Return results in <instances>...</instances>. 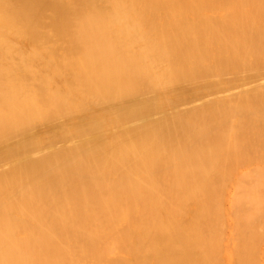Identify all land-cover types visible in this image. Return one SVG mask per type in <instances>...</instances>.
<instances>
[{
	"label": "bare ground",
	"instance_id": "1",
	"mask_svg": "<svg viewBox=\"0 0 264 264\" xmlns=\"http://www.w3.org/2000/svg\"><path fill=\"white\" fill-rule=\"evenodd\" d=\"M257 143L264 0H0V264H253Z\"/></svg>",
	"mask_w": 264,
	"mask_h": 264
},
{
	"label": "rangeland",
	"instance_id": "2",
	"mask_svg": "<svg viewBox=\"0 0 264 264\" xmlns=\"http://www.w3.org/2000/svg\"><path fill=\"white\" fill-rule=\"evenodd\" d=\"M21 45L23 46V45H24V42H23V44H21ZM26 46H27V48L30 47V46H28V45H26ZM30 48H31V47H30ZM31 49H33V48H31ZM24 50H25V49H23V51H24ZM1 51H2V50H1ZM27 51H28L29 53H31L30 50L27 49ZM32 52H33V51H32ZM58 52H59V51H58ZM41 58H42V59H41ZM41 58L38 59V60H40V61L43 60L44 63H40V61H39V62L37 61L36 63H37V64L40 63L41 65H44V66L47 65L48 62L43 58V56H42ZM43 61H42V62H43ZM46 62H47V63H46ZM36 63H35V64H36ZM257 129H259V128H257ZM257 129H256V130H257ZM252 132H253V133H254V132L256 133L257 131L254 130V131H252ZM256 145H257V149H258L259 151H260V149H261L262 147H264V146H262L261 143H257ZM259 145H260V147H259ZM259 151H258V152H259ZM253 157H255V156H253ZM259 157H260V155H259ZM252 159H253V160H251V161H248V162H247V161H243V162H240V164H237V166H239L240 169L235 165V167H233V168H236L237 170L239 169V170H240V173H239L238 171L236 172V170L234 169V172H235V173H232V172H233V170H232V171H231V174H234L235 176L233 175V176L231 177V176L229 175V176L227 177L228 179L231 177L232 180H229V181H228V180L226 179L228 182L224 181V185H225V183H226V185H227V186L225 185L224 187H227L226 189H229V190H228L229 192H228L227 190H224V187H223V191H225L226 193L223 192V193L220 195L221 192H219V197H221V198L226 194V196H227L228 198H231L232 200H234V199L236 200V199H237L236 202H232V201H231L230 199H228V198H227V199H228V200H227V199L225 198L226 196L222 198L223 201L226 199V200H225V203H226V204H228L229 201H231L230 203H232V205H231L230 203H229V204H230L231 206H233L235 209H233V207H231L230 205H226V204H224L223 201H222V202L219 201L218 209L221 210V211H224V212H225V210H226L225 213H227V212L230 210V212H229V213H230L229 216H228V213H227V214H226V215H227L226 217H224V216H222V218L220 217V219H221L220 222H222L223 228H224V224H223V220H224V219H223V217H224L225 219L228 218V217H230V219L227 220V222L224 220L226 226H227V223L229 222L228 227L226 228V226H225V229H226V230H229V229L232 230V228H233V230H234V228H235L234 231L236 232V227H235V225L233 224V226H234V227H233L231 224H232V223H235V224H236L237 221H238L237 224L240 223V225H237V224H236V226H237V231H238L236 234H235V232L232 234L233 231H231V230H229L230 232L227 231V233H226V230H224V229L222 230V231H224V232L221 231V233H222L221 235H223L222 237H223L224 241H225L226 239H227V241H228V239H229V241H231V240L234 241L235 239H237V241H235L234 243H233V242H229V241L226 242L227 247H228V246L230 247V248H229L230 253H228V254H229L230 256H231V255H234V254H233V252H234L233 249L235 250V246H236V248H238L237 245H239V240H243L245 236H246V237H249V236H251V234L253 233L254 235H253V234H252V235L255 236L256 238H258V240H259V241L256 242L257 244H255V246H254V248H253V249H254V250H253V252H254V255H253V256H255L256 253H257V258H255L256 256L253 258V264H256V263H257V264H261V263L264 264V262H262V261H264V255H262V254H264V252H261V251H264V250H261V251H260L261 246H264V245H262V243H264V242H262V241H264V235H261L262 237L259 235V234H261V233H264V231H260L261 229H259V227H258L259 224H258V225H257V224L255 225V223H258V221H259V223L264 224V218H262V217H264V211H262V210H258L259 212L261 211V212L259 213L257 210L255 211V207H256V209H260V208H264V207H261V205H259V204H258V206H256V204H254V202H253V201H258L259 197H260V201H261V196H264V192H262V191H264V190L260 189L261 186H262V188H264V185H261V186H260V183H259L260 181L262 182V180H264V178H262V177H264V173H262V172H264V171H262V169H264V166L261 165V164H264V163H262V162H264V158H262V157L259 158V161H260V162L258 161V158H257V157H256V158H252ZM254 159H255V160H254ZM253 161H254V162L257 161V162H255L254 165H250V164H249L250 166L253 167L252 169L249 168V165H248V167H247V166H246V167L244 166L245 168H243V165H242V164H244V163H250V162H252V164H253V163H254ZM261 161H262V162H261ZM241 163H242V164H241ZM256 164H257V165H256ZM259 164H260V165H259ZM241 165H242V167H241ZM254 166H258V167H257V172L255 171V167H254ZM260 167H261V168H260ZM242 168H243V170H242ZM247 168L250 169L252 173H251V175H249V178H248V177H245L247 180L243 179V183L246 182L245 184H246L247 188H246L245 184H242V185H243V186L245 187V189H247V190H245V189H242V190H241V189H239L237 186H238V184L241 182L240 179L242 180V178L244 177L243 175L246 174V176H247V174L250 173V172H249L250 170H246ZM259 168H260L261 170H260ZM253 169H254V172H253ZM244 170H245V171H244ZM242 171H244V172H242ZM246 171H247L248 173H247ZM258 171H260V172L262 171V172H261V174L258 175V177L256 178V176H257L256 174L258 173ZM241 172L243 173V175H242ZM254 173H255V175H254ZM239 174H240V175H239ZM238 175H239V176H238ZM253 175H254V178H252V179H254V181H253V180L251 181L250 178H251ZM260 176H262V177H261V180L259 179V180H260V181H259V180H257V179L260 178ZM234 177L236 178V182H237L238 184H237L236 182L234 183V181H235V180H234V179H235ZM240 177H242V178H240ZM237 179H238V181H237ZM255 179H256V180H255ZM233 180H234V181H233ZM230 181H233V183H230V184L232 185V186H231L232 188L229 186V182H230ZM248 181H249V182H248ZM255 181H257V182H256L257 185H255L256 191H253V190H254V186H253V185H254ZM253 182H254V183H253ZM241 183H242V182H241ZM241 183L239 184V186H240V188H243V186L241 187ZM251 183H253V185H252ZM256 183H255V184H256ZM235 184H236V186L234 187ZM262 184H264V183H262ZM228 186H229L230 188H228ZM233 187H234V188L237 187V188L234 189ZM250 187H252V188L249 189ZM257 187H258V188H257ZM233 189H234V190H233ZM238 189H239V190H238ZM248 189H249V192H248ZM231 190H232V191H231ZM236 190H238V191H237L238 193L241 192V191H242L241 193H243V191H244V193H245L244 196H245V195H246V196L244 197L243 194H241V195L244 197V198H243V197L240 195V193L238 194V193L236 192ZM259 190H260V191H259ZM261 190H262V191H261ZM234 191H235L236 193H234ZM246 191H247V192H246ZM251 191H253V193H251ZM228 193L231 194V195L228 196ZM247 193H251V196H249ZM260 193H261V195H260ZM223 194H224V195H223ZM256 194H257V195L259 194V195L257 196ZM231 196H232V197H231ZM248 196H249V197H248ZM252 196H255V197H252ZM234 197H235V198H234ZM236 197H237V198H236ZM240 197H241V198H240ZM247 197H248V199H247ZM256 197H257V200H256ZM221 198H219V199L221 200ZM224 198H225V199H224ZM249 199H250L251 201L253 200L252 202H253L254 205H252V203L249 204V202H251V201H248V202H247V200H249ZM243 200H244V201H243ZM262 200H264V197H262ZM227 201H228V203H227ZM237 201H239V203H238ZM240 201H241V202H240ZM242 201H243V203H242ZM245 201H246V204L244 203ZM220 202H221V204H220ZM222 203H223L224 205H223ZM236 203L239 204V205L241 204L240 207H239V205L237 206ZM247 203H248V204H247ZM256 203H259V202H256ZM235 204H236V205H235ZM260 204H262V201H261ZM221 205L224 206V210H222L223 207H222ZM247 205H249V206L251 205L252 207H251V206H250V207H251L252 209L254 208V210L252 211L253 215H255V212H256V216H255L253 219H251V218L253 217V215L250 214V213H251V212H250L251 210L249 209L250 207H249V206L247 207ZM225 206H226V207H225ZM235 206H237V207H235ZM242 206H244V207L242 208ZM220 207H222V209H221ZM228 207H229V208L231 207L232 209H229ZM245 207H246V208H245ZM227 208H228L229 210H228ZM236 208H242L241 211H240V213H239V210H238V209H237L238 211L236 210ZM244 208H245V210H243ZM219 210H218V211H219ZM231 210H236V211H237V212H236V215L239 214V215H237L238 217L235 216V214H234L235 217L233 216V214H232V216H233V218H236V217L239 218L238 220H237V218H236V221H234L235 219L233 220V218H232V216H231V213H232L233 211H231ZM246 210H247V211H246ZM221 211H219V216H221V214H220ZM244 211H245V212H244ZM224 212H223L222 215L225 214ZM247 212H248V213L250 212V213L248 214ZM233 213H234V212H233ZM246 213H247V214H246ZM244 214H245V215H248V216L244 217V216H245ZM261 214H262V217H261L262 219L260 218ZM240 215H241L242 217H241ZM250 216H251V217H250ZM248 217H249V218H248ZM257 217H258V218H257ZM240 218H241V219L243 218V220H242L243 222L241 221ZM255 218H257L256 221H255ZM222 219H223V220H222ZM247 219H248V220H247ZM250 219H251L252 221H251ZM258 219H260V220H258ZM230 220H231V221H230ZM232 220H233V222H232ZM244 220H245V221H244ZM249 220H250V221H249ZM257 220H258V221H257ZM239 221H241V222H239ZM247 221H249V222H247ZM246 222H247V224H246ZM250 222L252 223L251 225H250ZM230 223H231V224H230ZM242 223H243L244 226L246 225V227H247V225H248V223H249V226L247 227V230H248V231L246 230L245 227H244L245 229H243V227H242V226H243ZM244 223H245V224H244ZM253 224H254V225H253ZM241 225H242V226H241ZM252 225H253V226H252ZM229 226H231V227L229 228ZM240 226H241L242 229L239 228ZM250 226H252V230H256L257 234H255V231L252 232V230H251V231L249 230V229H251ZM256 226H257V227H256ZM262 226H264V225H261L260 228H262ZM249 227H250V228H249ZM255 227H256V229H253V228H255ZM257 229H259V230H257ZM240 230H242V231H244V232H247V233L250 232V233H248V234L246 233V234L244 235V233L239 232ZM262 230H264V228H262ZM258 231H259V232H258ZM223 233H225V234H223ZM228 233H229V235H230V233H231L232 236H229ZM239 233H240V235H238ZM226 234H227V235H226ZM234 234H235V237H234V239H232V237L234 236ZM242 235H243L244 237H243ZM248 235H249V236H248ZM256 235H258V237H257ZM227 236H229V237L226 238ZM236 236H237L238 238H236ZM230 237H231V238H230ZM241 238H242V239H241ZM260 238L262 239V241H260V240H261ZM230 239H231V240H230ZM221 241H222V238H221ZM224 241L221 242L222 245L225 243ZM236 242H237L238 244H236ZM261 242H262V243H261ZM229 243H230V245H231V244H235V245L230 246V245H228ZM260 243H261V244H260ZM258 244H260V245H259L260 248L258 247ZM223 247H224V246H223ZM223 247H222V248H223ZM255 247H256V248H255ZM231 248H232V250H231ZM224 249H225V248H224ZM255 249H256V250H255ZM261 249H264V248H261ZM229 250L226 249L225 251H228V252H229ZM236 251H237V249H236ZM236 251H235L234 253H236ZM258 251H259V253H258ZM222 252H223V254L226 253V252H224L223 249H222ZM258 254H261V255H260V258L258 257ZM235 255H236V254H235ZM235 255H234V256H235ZM261 258H262V259H261ZM232 259H234L235 261L232 260ZM255 259H256V260H255ZM258 259H259V261H261V262H259ZM230 261H231L230 264H233V263L236 264L235 262H237V257H236V258H234V257L232 258V256H231V257H230ZM254 261H255V263H254ZM232 262H233V263H232ZM258 262H259V263H258Z\"/></svg>",
	"mask_w": 264,
	"mask_h": 264
}]
</instances>
